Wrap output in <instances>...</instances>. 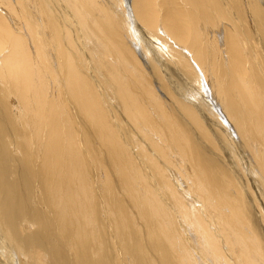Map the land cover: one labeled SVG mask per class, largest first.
Returning <instances> with one entry per match:
<instances>
[{"label": "bare ground", "instance_id": "1", "mask_svg": "<svg viewBox=\"0 0 264 264\" xmlns=\"http://www.w3.org/2000/svg\"><path fill=\"white\" fill-rule=\"evenodd\" d=\"M0 264H264V0H0Z\"/></svg>", "mask_w": 264, "mask_h": 264}, {"label": "rangeland", "instance_id": "2", "mask_svg": "<svg viewBox=\"0 0 264 264\" xmlns=\"http://www.w3.org/2000/svg\"><path fill=\"white\" fill-rule=\"evenodd\" d=\"M230 155H232V154L230 153Z\"/></svg>", "mask_w": 264, "mask_h": 264}]
</instances>
